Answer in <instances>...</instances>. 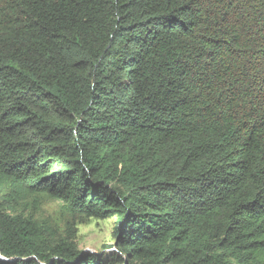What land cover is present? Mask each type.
I'll list each match as a JSON object with an SVG mask.
<instances>
[{
  "label": "trees",
  "instance_id": "1",
  "mask_svg": "<svg viewBox=\"0 0 264 264\" xmlns=\"http://www.w3.org/2000/svg\"><path fill=\"white\" fill-rule=\"evenodd\" d=\"M0 264H264V0H0Z\"/></svg>",
  "mask_w": 264,
  "mask_h": 264
},
{
  "label": "rangeland",
  "instance_id": "2",
  "mask_svg": "<svg viewBox=\"0 0 264 264\" xmlns=\"http://www.w3.org/2000/svg\"><path fill=\"white\" fill-rule=\"evenodd\" d=\"M15 212L44 222L58 238L73 240L79 250L109 256L119 254L115 246V217H73L64 212L59 200L45 194H35L24 199Z\"/></svg>",
  "mask_w": 264,
  "mask_h": 264
}]
</instances>
